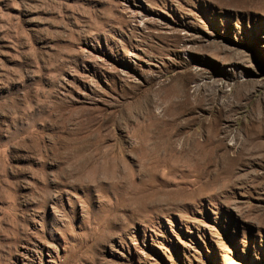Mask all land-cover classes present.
<instances>
[{
  "label": "rangeland",
  "instance_id": "374dc122",
  "mask_svg": "<svg viewBox=\"0 0 264 264\" xmlns=\"http://www.w3.org/2000/svg\"><path fill=\"white\" fill-rule=\"evenodd\" d=\"M0 264H264V0H0Z\"/></svg>",
  "mask_w": 264,
  "mask_h": 264
}]
</instances>
